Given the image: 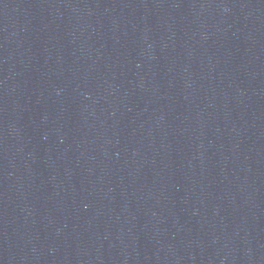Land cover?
Here are the masks:
<instances>
[{
    "label": "water",
    "instance_id": "1",
    "mask_svg": "<svg viewBox=\"0 0 264 264\" xmlns=\"http://www.w3.org/2000/svg\"><path fill=\"white\" fill-rule=\"evenodd\" d=\"M0 264H264V0H0Z\"/></svg>",
    "mask_w": 264,
    "mask_h": 264
}]
</instances>
